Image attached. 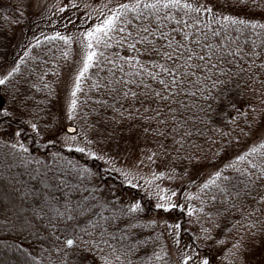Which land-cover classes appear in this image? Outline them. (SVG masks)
Returning a JSON list of instances; mask_svg holds the SVG:
<instances>
[{
  "label": "trees",
  "instance_id": "obj_1",
  "mask_svg": "<svg viewBox=\"0 0 264 264\" xmlns=\"http://www.w3.org/2000/svg\"><path fill=\"white\" fill-rule=\"evenodd\" d=\"M108 1L115 3V7L120 3L129 2V0ZM192 2L207 3L208 6L214 7V11L217 13L222 11L224 15L244 19L249 24H264V0H254V2L248 0L246 7L233 6L234 0H228L227 6H225L223 0H192ZM8 3L9 0H0L1 55L6 53V48H9L7 57H0L1 63L7 66V72L0 76V79L12 73L11 76H8L5 84L0 85V93L2 92L4 95L5 106L12 101L8 92L10 89L8 88L13 85L17 87L20 82L27 85V81L33 78L39 69L54 67L56 53L64 50L65 43L62 40H49L47 37L72 30L77 31L82 27H92L99 22L98 18L101 11L107 14L108 9L113 8L89 7L86 9L76 4L77 7H62L65 11L59 12L58 8L61 7H46L31 16L29 20L23 17L18 24L19 27L15 35L12 37L11 32L15 30L16 25L10 24L8 21L10 11V8H6L9 7ZM201 19H203V16ZM213 27H216V25H213ZM261 32L262 30L256 29L254 33L252 29L247 28L243 30V35L236 33L234 30L232 35L234 37L240 35L241 43L247 41L245 47L250 50L253 40L259 45L261 40L264 39V33L260 36L256 35V33ZM115 35L119 38V34ZM8 43L11 45H8ZM98 52H103L104 56H98L97 63L86 73L78 96L77 113L80 115L79 125L81 130L87 134L88 129L101 133L124 129V131L133 134L137 138L147 137L154 142L156 148L165 154V162L170 169H175V172L179 169H193L186 174L188 179L179 188L180 193L187 192L186 196L189 195L192 199L177 200L175 204L180 207L165 212L163 209H157L156 205L152 207L143 198L141 192L137 193L136 188L122 185L117 179L107 176L96 159L83 158L77 154L74 156L64 151L63 157L67 156L72 159L75 168L83 169H72V172L69 169H40L43 172L47 170L51 172L47 176L34 175L31 174L29 169H22L20 165L1 161L0 159V264H104L105 259L109 260L111 264H127L129 258H131L133 264H173L171 263L172 258L169 251L174 249L176 245L173 243V236H170L169 232L174 233V229H169L167 225L177 223L182 225L181 245L178 251L179 262H174L176 264L180 263L182 259L180 250L183 248L184 243L191 240H195L196 246L201 248L203 254L210 257L211 262H214L212 261V249L204 247L202 240H196V237L203 235L201 226L213 229L209 217L212 222L220 225L219 228L213 229L214 237L223 240V246L228 250L234 249L233 245L241 242V237L244 239L238 253L245 252L253 243H259L260 240L264 241V223H262L264 222V204H257L251 197L245 195V184L248 183L247 177L242 176L228 166L235 161L237 156L248 151L253 144L264 140V114H259L258 118L262 122L257 125L252 122L253 115L257 113H253L249 107L257 109L264 107L259 103L261 97L247 88L244 90L243 97L237 96L236 92H232L231 99L235 101L242 112L248 113L247 119L243 115H238L236 109L228 107L227 102H225L219 110L212 112V119L208 125L197 124L196 127L199 128V133L186 138L184 149L179 153L180 156L187 154L199 158V163L193 161L189 164L186 159L183 161L176 159L177 152L175 148L179 146L173 144V134L170 129L169 138L166 140L151 135L145 136L143 127L146 125L141 119H137L135 116L125 119L124 116L128 114L124 113V116H121L124 109L115 103L113 94H110L103 87L94 88L92 86L94 81L105 83L112 79L113 72L117 76L123 75L114 69L113 64L108 63L105 57L116 60L115 53L117 52L122 56L128 55L126 48L122 49L119 46L105 48L100 45ZM13 69L18 70L13 72ZM252 71L260 79H264V74H261L260 69L254 66ZM45 77L35 79L34 84L31 85L33 87L29 90L31 92L28 93L29 95L32 93V95H37L40 92V89L44 87L45 80H48V76ZM18 87L21 100H18L19 108H26V106L32 104L30 100L24 103L26 86L20 84ZM254 88L259 89L260 85L256 84ZM133 90L140 91V89L135 88ZM207 103L212 104L213 109L216 108L214 101L208 100ZM141 113H143V109H141ZM29 116L32 119L38 117V109L34 113H29ZM17 119L13 121L11 118L0 117V132L2 133L0 135V150L4 149L3 152H0V158H6V155L11 157V154L13 156L18 152L17 155L20 154L21 160H23V157L33 162L38 160L36 156L47 155L45 149L39 152V145H41L39 138L41 139V135H33L36 132L25 135V131L19 126L22 125L21 120ZM232 119H235L236 122L232 123ZM36 122L37 128L41 126L38 123L41 122L40 119H36ZM250 123L252 124V130L248 127ZM151 127H156L155 122ZM8 129H10L9 134H12L15 129L21 131L22 139L20 138V143L24 145L27 142L24 145L28 149L26 153L20 152L19 149L13 151L5 146ZM38 131L42 132L44 130L38 128ZM193 131L195 132L196 129L193 128ZM245 132H248L249 135H244ZM224 133L227 135H224ZM10 137L13 138V136ZM11 138L10 143L13 140ZM180 138L179 135L175 136V139ZM161 141L167 146L166 149L162 150L159 147ZM253 160L257 164H264V160L259 157H249L248 160L239 163L238 167L248 172V162ZM26 165H28L27 162ZM84 169H87L91 175L84 173ZM195 169H200L199 174L194 173ZM221 170H223L222 177L217 181L219 187L211 186L201 190V186L215 172ZM224 176H227L228 179L224 180ZM61 181L65 183L61 184ZM49 188L52 195L46 194ZM221 188L224 191H221ZM61 189L63 190L61 191ZM249 190L257 200L261 195H264V190H261L259 185ZM64 193H70V195L65 197ZM238 193L239 195H237ZM91 195H94L101 202L113 199L117 201L115 207L109 204L108 211L104 212L105 215H111L112 212L119 209H124L126 212L128 205L132 203L138 202L141 205V211L126 216L118 222L119 229H113L117 239L109 242L115 248V252L113 248L104 243H99L98 247L93 248L92 251H88L86 248L84 250H81V248L67 249L63 244L64 238L72 232L71 222L66 221V215L61 218L57 213V209L60 212L64 211L65 200H69L72 205H75L82 200V197H90ZM119 197L127 203H123ZM189 205L197 210L191 217L187 214ZM201 209L203 211H200ZM257 209L259 211H256ZM97 211L103 210L97 209ZM250 211L254 212V215L248 216ZM161 222L165 225L164 229L160 227ZM253 222L256 223V227L248 229L247 225ZM132 225H135V227H132ZM253 232L256 234L253 235ZM122 235L126 237L123 240L120 238ZM84 239L88 238L84 237ZM93 243H96V241H93ZM129 249L133 251L128 252ZM184 250L190 251V249ZM157 255L162 260H158ZM217 256L215 254L214 258L218 259Z\"/></svg>",
  "mask_w": 264,
  "mask_h": 264
},
{
  "label": "snow or ice",
  "instance_id": "obj_2",
  "mask_svg": "<svg viewBox=\"0 0 264 264\" xmlns=\"http://www.w3.org/2000/svg\"><path fill=\"white\" fill-rule=\"evenodd\" d=\"M223 2L225 6L228 5V0H223ZM247 4L248 0H234L233 6L246 7ZM71 6L77 7L75 3ZM103 7H108V5L105 4ZM58 11L63 12L65 9L61 7L58 8ZM202 16L203 19H201ZM98 20L99 22L90 29L79 34L85 54L82 67L75 76L74 87L70 93L71 100L67 112L69 119H72L77 108L76 97L77 93L81 92L82 79L97 63L98 56H104L103 52L97 51L100 45L105 48L114 46L126 48L128 55L122 56L117 52L115 53L116 60L105 57L108 63L113 64L114 69L123 75L117 76L113 72L112 79L105 83L94 81L92 86L94 88L103 87L113 94L115 103L124 109L121 116H124V113L128 114L124 116L125 119L133 116L141 119L146 125L143 127L145 136L151 135L166 140L169 138L170 129L173 134V144L179 146L175 148L176 159L181 161L186 159L189 164L193 161L196 163L200 161L194 155H179L184 149V140L199 133L197 124L208 125L212 119L213 111L219 110L220 106L227 102L228 107L235 108L238 115H243L247 119L248 113L242 112L235 101L231 99L232 92L243 97L244 90L247 88L256 92L261 97L259 103L264 105V79H260L252 71L255 66L261 70V74H264V39L259 45L253 40L250 50L245 47L247 41L244 43L240 41V35L244 34V29L250 28L254 33L256 29H260L262 32L256 33L257 36H260L264 33V24H249L244 19L224 15L222 11L217 13L214 11V7L208 6L207 3H196L192 0H129L128 3H120L116 7L109 8L107 14L101 11ZM233 30L240 35L234 37ZM115 34H119V38ZM47 39L62 40L66 45H70L73 40L72 37L61 36L59 33L47 37ZM258 61L260 62L257 63ZM17 70L13 69V72ZM11 75L12 73L8 74V76ZM8 76L0 79V85L5 84ZM256 84L260 85L259 89L254 88ZM134 88L140 89V91L133 90ZM208 100L215 102V109L212 104L207 103ZM249 107L253 113H257L253 115L252 122L259 125L262 121L258 117L259 114H264V107L259 109ZM141 109H143V113H141ZM0 117L14 118V114L9 111L2 99H0ZM153 122L156 124L155 128L151 127ZM231 122L235 123L236 121L232 119ZM25 123L39 135L35 123L31 121H25ZM248 127L252 130L251 123ZM193 128L196 129L195 132ZM68 131L74 130L69 128ZM14 135L21 137L22 133L18 130ZM176 135L181 138L175 139ZM224 135L227 134L224 133ZM244 135H249V133L245 132ZM69 140L74 142L76 137H65L66 144ZM5 146L13 151L17 149L24 153L28 151L19 139L13 143H6ZM159 147L163 150L167 146L161 141ZM68 150L85 153V148L79 146L73 148L68 145ZM86 154L93 159L101 158L94 153ZM249 157H259L264 160V140L253 144L248 151L237 156L235 161L228 166L247 177L245 195L251 197L257 204H264V195H261L257 200L249 190L257 185L261 190H264V164H257L254 160L249 161L248 172L238 167L239 163L248 160ZM149 159L151 160L152 157ZM27 162L31 163V161ZM36 163H41V161H36ZM83 171L89 176L91 175L87 169ZM222 171L215 172L201 186V190L211 186L219 187L217 181L221 179ZM121 174L125 177L128 175L126 172ZM153 176L160 179L163 174L157 176L156 173H153ZM223 179L227 180L228 177L224 176ZM63 183L65 182L61 181V184ZM147 183H151V181H147ZM131 186L135 187V185ZM221 191L224 189L221 188ZM64 195L67 197L70 193H64ZM172 196H176V192H172L168 197L160 196L159 200L164 203H157L156 208L168 212L180 207L178 204L171 203ZM188 199L191 200L192 197L188 196ZM116 203L115 199L101 202L94 195L82 197V200L75 205H72L69 200H65L64 211L60 212L57 209L61 218L66 215V221L71 222L72 232L63 240L65 247L67 249L81 248V250L86 248L88 251H92L93 248L98 247L99 243H104L113 248L109 241L117 239L113 229H119L118 222L126 216L141 211V205L137 202L128 205L126 212L124 209H119L112 212L111 215H105L104 212L108 211L109 204L115 207ZM97 209L103 211H97ZM195 211L197 210L189 205L188 216L191 217ZM252 215L254 212H248V216ZM209 222L213 224V229L220 227L218 223L212 222L210 217ZM167 227L174 229V233L170 231L169 235L173 236V243L180 248L182 225L168 224ZM255 227V222L247 225L248 229ZM213 229L201 226L203 235L196 237V240H202L203 246L208 249H214L216 245L224 243L223 240L214 237ZM84 237L88 239H84ZM120 238L123 240L126 237L122 235ZM243 239L241 237V242ZM241 242L233 245L237 251L242 246ZM184 249H190V251ZM113 251L115 252V248ZM132 251V249L128 250V252ZM180 256L182 257L180 264H189L190 261L192 264H212L210 257L203 254L201 248L196 246L195 240L184 243L180 250ZM156 258L161 259L159 255ZM104 264H111V262L105 259ZM127 264H133L131 258L127 260Z\"/></svg>",
  "mask_w": 264,
  "mask_h": 264
},
{
  "label": "rangeland",
  "instance_id": "obj_3",
  "mask_svg": "<svg viewBox=\"0 0 264 264\" xmlns=\"http://www.w3.org/2000/svg\"><path fill=\"white\" fill-rule=\"evenodd\" d=\"M73 3L79 4L86 9L89 7H103L105 4L108 5V7H115V3H111L108 0H9V7H6L10 8L8 21L10 24L16 25L15 30H11V36L13 37L15 35L19 27L18 24L23 17L29 20L31 16L46 7L69 8L72 7L71 5ZM90 28L91 27L88 26L82 27L77 31L72 30L59 33L61 36H70L73 40L70 45L65 44V48L62 52L58 51L56 53L54 67H42L39 69L38 73L34 76L35 78L33 77L27 81L28 86L26 83H19V85L24 84L26 86V94L23 98L24 103L30 100L32 103L31 105L26 106V108H19V85H17V87L13 85L11 88H8L10 89L8 92L10 93L12 101L7 107L9 111L14 114V118H11V120L14 121L17 118L21 120L22 125L19 126L25 131V135H28L33 131L25 121H31L36 124V119H40L41 122L38 123L42 127L38 126V128H42L44 131H38L39 135L36 133H33V135H41V139L39 138L41 144L39 145V152L45 149L47 155L41 157L36 156V159H38L37 161H41V163H36V161L28 163L26 158L21 160L20 154L17 155L18 152L13 154V156L11 154V157L6 155V158H0L1 161L20 165L22 169H29L31 174L34 175L41 174L47 176L51 171L47 170L43 172L40 169H69L71 172L72 169H83L75 168V163L72 159L67 156L63 157V151L68 154L70 153V155L73 154L74 156L76 154L80 155L83 158H90L86 153H94L97 157H101L96 160L100 163L102 169L105 170L107 176L117 179L122 185L129 187L135 185L134 188L138 190L137 193L141 192L143 198H145L152 207L157 205V203H164V201L159 200V197L171 196L172 192H176V196L171 197V203H176L177 200L188 199L186 196L187 192L180 193L179 188L184 181L188 179L185 172L190 173L193 169H179L176 172L175 169H170L165 162V154H163L160 149L156 148L154 142L150 141L147 137L141 136L137 138L133 134L124 131V129L102 133L93 132L92 129H88L86 134L81 130L79 125L80 115L77 113V108L73 113L72 119L68 118L67 112L71 100L70 93L74 87L75 76L82 67L83 56L85 54V48L83 47L79 34ZM8 45L11 44L8 43ZM8 50L9 48H6V53H3V55H1L2 52H0V57H7ZM65 53H67V56H65ZM6 67L7 66L3 65L0 61V76L7 72ZM49 70L52 71L50 72ZM46 75L48 76V80H45L44 87L40 89V92L37 95H32L33 93L29 95L28 93H31L29 90L33 87L31 85L34 84L35 79L38 80L39 77L46 78ZM45 85H47V87H45ZM79 94L80 92L77 93L76 97L77 106ZM1 95L4 98L2 92ZM13 97H15V99H13ZM36 109H38L39 116L32 119L29 113H34ZM67 126L76 127V131L74 133L66 131ZM9 131L10 129H8V134H6L5 142L10 143V136H13V138H11L13 139L11 141L12 143L15 142L16 139H19V141L20 138L22 139V137H15L14 134L18 131L17 129H15L12 134H9ZM0 135H2L1 132ZM72 136H75L76 140L74 142L69 140L68 144H66L65 137ZM25 144H27V142H25L24 145ZM68 145H71L73 148L77 146L83 147L85 148V153L76 152L74 150L69 151ZM1 151L3 152L4 149H1L0 152ZM149 157H152V159L150 160ZM26 162L28 165H26ZM199 170L200 169H195L194 173L199 174ZM122 172L128 173L127 177L122 175ZM153 173H156L157 176L163 174V177L156 179ZM147 181H151V183H147ZM46 194L52 195L50 188L46 191ZM111 194L113 195V193ZM105 195L107 197V193ZM178 195H180L181 198ZM119 198L123 203H127L125 200L124 202L121 197ZM161 220L163 219L161 218ZM160 227L162 229L165 228L163 222L160 223ZM166 240L168 239L166 238ZM258 242L259 243H253L251 247L249 246V248L242 253H238L236 248L228 250L223 244L216 245L215 248L211 250L212 261H214L212 264H264V241L260 240ZM179 249L180 248L176 246L169 251L172 258L171 263L173 264L179 262ZM215 254L218 255V259L214 258ZM189 264H192V262L190 261Z\"/></svg>",
  "mask_w": 264,
  "mask_h": 264
},
{
  "label": "water",
  "instance_id": "obj_4",
  "mask_svg": "<svg viewBox=\"0 0 264 264\" xmlns=\"http://www.w3.org/2000/svg\"><path fill=\"white\" fill-rule=\"evenodd\" d=\"M0 99H2L3 100V102H4V99H3V97L0 95ZM69 128H71V129H73L74 131H71L70 133H74L75 131H76V127H74V126H67L66 127V131H68V129ZM69 132V131H68Z\"/></svg>",
  "mask_w": 264,
  "mask_h": 264
}]
</instances>
